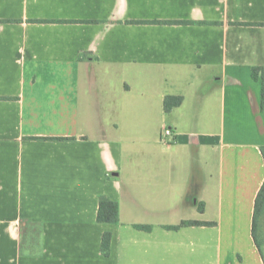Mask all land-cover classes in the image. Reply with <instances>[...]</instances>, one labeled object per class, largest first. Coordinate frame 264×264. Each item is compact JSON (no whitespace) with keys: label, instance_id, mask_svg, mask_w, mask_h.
Returning <instances> with one entry per match:
<instances>
[{"label":"crops","instance_id":"obj_1","mask_svg":"<svg viewBox=\"0 0 264 264\" xmlns=\"http://www.w3.org/2000/svg\"><path fill=\"white\" fill-rule=\"evenodd\" d=\"M254 67L264 0H0V264H264Z\"/></svg>","mask_w":264,"mask_h":264},{"label":"trees","instance_id":"obj_2","mask_svg":"<svg viewBox=\"0 0 264 264\" xmlns=\"http://www.w3.org/2000/svg\"><path fill=\"white\" fill-rule=\"evenodd\" d=\"M252 77L254 79H262L263 83V100H264V68L254 67L252 69ZM184 101L182 95H167L164 98V109L166 112H170L173 108L180 106ZM264 156V147L262 148ZM200 211H204V204H200ZM97 219L99 222L103 223H118L120 221L119 217V205L118 202L112 200L108 196H101L99 200V209ZM215 222H205L201 220H183L176 225H167L169 229H178L183 226H192V225H214ZM135 227L138 229H143L150 231L152 230V225H143L136 224ZM263 227V229H262ZM252 234L255 239V242L262 251L264 245V182L256 196L255 205H254V218H253V228ZM112 233L105 232L102 238V250L105 255L110 253V244H111Z\"/></svg>","mask_w":264,"mask_h":264},{"label":"built area","instance_id":"obj_3","mask_svg":"<svg viewBox=\"0 0 264 264\" xmlns=\"http://www.w3.org/2000/svg\"><path fill=\"white\" fill-rule=\"evenodd\" d=\"M176 140V132L172 127L166 126L161 133V141L165 144H171Z\"/></svg>","mask_w":264,"mask_h":264},{"label":"rangeland","instance_id":"obj_4","mask_svg":"<svg viewBox=\"0 0 264 264\" xmlns=\"http://www.w3.org/2000/svg\"><path fill=\"white\" fill-rule=\"evenodd\" d=\"M262 229H263V227H262Z\"/></svg>","mask_w":264,"mask_h":264}]
</instances>
